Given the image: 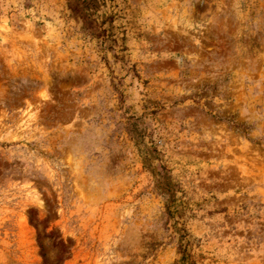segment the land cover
I'll use <instances>...</instances> for the list:
<instances>
[{"label": "rangeland", "instance_id": "obj_1", "mask_svg": "<svg viewBox=\"0 0 264 264\" xmlns=\"http://www.w3.org/2000/svg\"><path fill=\"white\" fill-rule=\"evenodd\" d=\"M69 2L0 0V264H264V0Z\"/></svg>", "mask_w": 264, "mask_h": 264}, {"label": "trees", "instance_id": "obj_2", "mask_svg": "<svg viewBox=\"0 0 264 264\" xmlns=\"http://www.w3.org/2000/svg\"><path fill=\"white\" fill-rule=\"evenodd\" d=\"M73 3H68V8L70 14L73 18L82 22V30L87 32L91 36L98 37L105 32V29L101 27L102 24L105 23L106 18L97 24L96 12L98 11V3L97 0H72ZM78 1V2H77ZM108 22L111 23L113 20V15L108 16ZM99 28H101L99 30ZM185 235H182V242L180 243V254H182L180 262L182 264H194L193 261H190L192 258V254L187 250Z\"/></svg>", "mask_w": 264, "mask_h": 264}]
</instances>
